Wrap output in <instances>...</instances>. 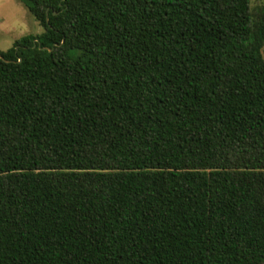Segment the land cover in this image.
<instances>
[{
  "label": "trees",
  "instance_id": "16d2710c",
  "mask_svg": "<svg viewBox=\"0 0 264 264\" xmlns=\"http://www.w3.org/2000/svg\"><path fill=\"white\" fill-rule=\"evenodd\" d=\"M17 1L0 264H264V0Z\"/></svg>",
  "mask_w": 264,
  "mask_h": 264
},
{
  "label": "rangeland",
  "instance_id": "374dc122",
  "mask_svg": "<svg viewBox=\"0 0 264 264\" xmlns=\"http://www.w3.org/2000/svg\"><path fill=\"white\" fill-rule=\"evenodd\" d=\"M41 32L42 27L20 2L0 0V51L8 50L23 36ZM262 53L264 55V46Z\"/></svg>",
  "mask_w": 264,
  "mask_h": 264
}]
</instances>
